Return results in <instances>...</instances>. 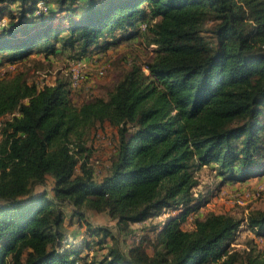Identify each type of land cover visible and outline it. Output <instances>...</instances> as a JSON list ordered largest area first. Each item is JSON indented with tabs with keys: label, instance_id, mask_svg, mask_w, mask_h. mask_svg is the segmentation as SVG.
<instances>
[{
	"label": "trees",
	"instance_id": "1",
	"mask_svg": "<svg viewBox=\"0 0 264 264\" xmlns=\"http://www.w3.org/2000/svg\"><path fill=\"white\" fill-rule=\"evenodd\" d=\"M44 2L35 15L31 0L0 33V63L59 49L79 59L139 35L152 53L105 96L80 104L69 81L40 87L25 72L0 77V118L10 115L0 119V264H264L252 243L231 247L243 225L264 238V209L245 222L207 212L182 227L202 200L193 192L201 166L230 182L264 175V0ZM106 123L116 129L113 152L97 176L85 142ZM83 209L104 212L123 231L162 210L178 213L162 224L151 253L139 244L120 250L109 229L86 220L100 239L83 246L106 249L86 258L63 227L66 212L73 223Z\"/></svg>",
	"mask_w": 264,
	"mask_h": 264
},
{
	"label": "rangeland",
	"instance_id": "2",
	"mask_svg": "<svg viewBox=\"0 0 264 264\" xmlns=\"http://www.w3.org/2000/svg\"><path fill=\"white\" fill-rule=\"evenodd\" d=\"M51 3L53 4V2ZM44 17L47 18L48 14ZM57 22L58 20H53V23ZM211 25L210 21L205 23L204 35L208 36L206 31L211 28ZM22 35L19 33V36ZM139 36L129 42L106 48L104 51H94L91 55L79 59H71V57H77V51H60L59 49L56 55H51L48 58L41 52H34L28 60L0 63V77L5 72L21 71L25 72L28 82L35 83L40 87L45 84H53L56 79L69 81L71 99L75 104H80L93 96H105L113 82L127 70L134 60L143 64L148 59L152 53L151 47H146L142 36ZM76 66L82 72V78L78 85L73 87L70 72ZM24 102H27V99H24ZM8 117L10 115L0 119ZM115 134L116 129L106 123L94 129L86 138V165L94 167L96 172L98 171L97 176H101L102 170L113 152ZM74 148L77 149L75 146ZM84 158L82 157L81 160ZM196 177L200 184L193 192L197 199L202 198V200L197 210L189 214L182 222L184 229H192L194 218L202 217L207 212L232 214L244 219L243 222H245L249 212L264 209V175L260 178L247 179L245 182H230L217 177L215 170L211 169L209 165H203L197 169ZM45 187L49 191V187L46 185ZM83 213L82 219H76L70 223L69 212H66L67 215L63 223L66 241L75 246L84 247L82 255L86 258H93L103 255L106 249L97 245L83 246L85 239H100L99 235L93 234L89 225L85 224L86 220L93 226L109 229L114 237L111 242L120 250L126 251L128 246L139 244L148 253H151V242L156 237V233L162 224L168 218L177 215L178 211L162 210L151 219L131 224L125 231L121 230L116 221L109 219L104 212L97 213L83 209ZM91 233L93 236H90ZM251 243L256 249L264 251V238L256 236L253 231L247 230L243 225L242 229L237 232L231 247L243 250L248 249Z\"/></svg>",
	"mask_w": 264,
	"mask_h": 264
},
{
	"label": "clouds",
	"instance_id": "3",
	"mask_svg": "<svg viewBox=\"0 0 264 264\" xmlns=\"http://www.w3.org/2000/svg\"><path fill=\"white\" fill-rule=\"evenodd\" d=\"M29 4L31 0H0V7L6 6L5 14L0 16V33L5 32L12 23L18 20L20 12ZM37 6L42 7V0H38Z\"/></svg>",
	"mask_w": 264,
	"mask_h": 264
},
{
	"label": "built area",
	"instance_id": "4",
	"mask_svg": "<svg viewBox=\"0 0 264 264\" xmlns=\"http://www.w3.org/2000/svg\"><path fill=\"white\" fill-rule=\"evenodd\" d=\"M44 1L45 0H42V7L37 6V10L35 12V15L39 14L40 11H46L47 5H45ZM100 72H102V71H100ZM70 75H71V84L73 85V87H75L76 85H78V82L82 78V72L76 66V67H73L72 71L70 72Z\"/></svg>",
	"mask_w": 264,
	"mask_h": 264
}]
</instances>
